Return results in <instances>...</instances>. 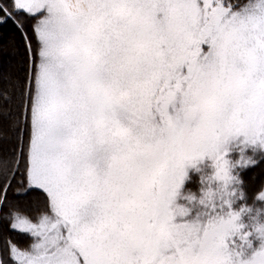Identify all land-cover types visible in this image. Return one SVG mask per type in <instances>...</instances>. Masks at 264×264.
Wrapping results in <instances>:
<instances>
[{"label": "snow or ice", "instance_id": "obj_1", "mask_svg": "<svg viewBox=\"0 0 264 264\" xmlns=\"http://www.w3.org/2000/svg\"><path fill=\"white\" fill-rule=\"evenodd\" d=\"M0 12L18 28L17 14L40 17L27 177L51 216L15 218L38 237L12 249L20 264H237L224 241L238 214L217 215L220 194L206 191L191 219L174 199L186 164L210 158L226 189L229 143L264 146V0H14ZM244 260L264 264V246Z\"/></svg>", "mask_w": 264, "mask_h": 264}, {"label": "trees", "instance_id": "obj_2", "mask_svg": "<svg viewBox=\"0 0 264 264\" xmlns=\"http://www.w3.org/2000/svg\"><path fill=\"white\" fill-rule=\"evenodd\" d=\"M246 1L249 0H222L231 7ZM12 5L13 0H0V8L11 10ZM38 19L39 15L19 13L16 20L22 28L13 20L0 23V264H18L12 249L27 252L33 243L29 234L12 227L15 218H26L36 224L50 213L47 194L30 187L27 177L31 113L24 101L29 91H34L33 69L39 50L34 27ZM247 155L253 156L252 163L239 169L236 176L244 202L253 204L256 194L264 188V153L249 151ZM202 170L188 172L181 186L183 191L198 189Z\"/></svg>", "mask_w": 264, "mask_h": 264}, {"label": "rangeland", "instance_id": "obj_3", "mask_svg": "<svg viewBox=\"0 0 264 264\" xmlns=\"http://www.w3.org/2000/svg\"><path fill=\"white\" fill-rule=\"evenodd\" d=\"M218 2L221 3L226 8L229 7L226 6L222 2V0H218ZM251 2L258 3L259 0H251ZM201 3H203V0H201ZM248 3L249 1H246L237 7H232V9L239 10V8L247 5ZM39 51H40V44L37 53L38 56L34 64V69H33L34 73L36 71V65L40 63ZM202 51L205 52L207 51V45H202ZM33 84H34V74H33ZM242 140H243L242 137L236 138L235 140L231 141L227 146L226 159L229 162L228 163L229 172L230 175L235 179L226 189L221 185L220 182L211 179L215 174L214 164L210 158L204 157L194 162L193 164L185 165V169H184L185 176L183 178V181L189 171L191 172V170L193 169L204 170V171L202 170L203 176L200 175L198 181L201 183V185L198 184V189L195 191L194 189L193 191L192 190L183 191L181 188L183 183L182 181V183L176 190L174 207H182L188 209L189 216L186 217V219H191L193 216L203 211L202 207L199 205V201L203 198V194L206 191H213L214 193H219L220 199L216 201V204L219 206L220 210L217 212V215L224 217L228 212L238 214V220H237L238 232L234 235L225 238L224 241L225 247L230 253L234 250H239L240 252H243V255L241 256V260H244L250 258L255 251L260 250L261 247L264 246V238L260 237L258 231L259 229H264V201L255 199V202L253 204L251 203L248 204L244 202L243 200L244 192L236 176V172L239 169H243L252 163L253 156L251 157L247 155V152L250 151L253 154L264 153V146H261L259 143L246 145L242 143ZM226 192L233 194L225 195ZM225 199L228 200L227 205L223 204V200ZM48 216H51V211L48 214ZM41 219L39 220L38 223H36L37 225L41 222ZM180 220H181L180 217H176L174 222H180ZM29 235L33 239V243L31 244L29 251L19 252V253H25V254L30 253L32 251V246L34 245V243L38 241V237H34L31 234ZM241 236L245 237V239L241 240L240 238ZM15 260L18 262V264H20L19 260H17L16 258Z\"/></svg>", "mask_w": 264, "mask_h": 264}, {"label": "clouds", "instance_id": "obj_4", "mask_svg": "<svg viewBox=\"0 0 264 264\" xmlns=\"http://www.w3.org/2000/svg\"><path fill=\"white\" fill-rule=\"evenodd\" d=\"M262 197H264V188H262L261 191L256 194L257 200L264 201V199H261ZM231 254L235 256L237 264H247V261L241 260V252L239 250H234L231 252Z\"/></svg>", "mask_w": 264, "mask_h": 264}]
</instances>
